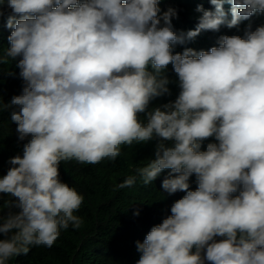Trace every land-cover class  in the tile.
I'll list each match as a JSON object with an SVG mask.
<instances>
[{
	"label": "clouds",
	"instance_id": "1",
	"mask_svg": "<svg viewBox=\"0 0 264 264\" xmlns=\"http://www.w3.org/2000/svg\"><path fill=\"white\" fill-rule=\"evenodd\" d=\"M177 1L0 0V66L23 81L0 113L26 141L0 176V264L83 224L61 162L115 161L150 141L154 158L116 187L169 170L161 187L185 195L136 242V264H264V0H209L196 27ZM253 15L244 36L225 35ZM171 73L178 94L152 105Z\"/></svg>",
	"mask_w": 264,
	"mask_h": 264
},
{
	"label": "trees",
	"instance_id": "2",
	"mask_svg": "<svg viewBox=\"0 0 264 264\" xmlns=\"http://www.w3.org/2000/svg\"><path fill=\"white\" fill-rule=\"evenodd\" d=\"M208 2L209 0H178L177 13H181L196 27L202 15L196 9L202 5L208 10ZM253 17L254 15L249 20H242L236 27L226 26L225 35L244 36L247 24ZM227 19H231L230 11H227ZM173 30L176 31L174 26ZM217 40L218 38L207 43L197 41L195 44L192 39V42L188 41L185 45H176L174 52L183 51L184 47L209 50L216 46ZM11 70L9 64L0 66V97L5 103L13 95L20 94L23 87L20 76L14 75L13 71V75H9ZM168 76L173 81L169 85L171 95L156 98L151 102L152 105L166 103L178 94L179 88L174 83L176 74ZM15 129L16 125L10 121L9 112L0 113V176L5 175L11 167L9 158L22 154V145L26 142L18 140ZM209 142H215L214 137L202 142V150L206 149ZM155 144L156 141H150L134 144L132 147L122 146L121 155L115 161L105 159L94 165L76 161L61 162V181L75 187L84 196L80 210L75 213L82 217L83 224L79 229L69 225L67 230H61L51 248L31 246L27 254L10 258L8 264H136L140 258L136 242H142L154 225L171 214V205L185 195L180 191L169 194L161 187L169 170H164L149 185H143L137 180L132 187H116L127 176L135 174V167L154 158ZM190 187L193 190L197 187L195 175L190 177ZM9 199L8 195L0 194V209L5 213L7 209L4 204ZM137 210L138 215L134 214ZM0 238H3L2 234Z\"/></svg>",
	"mask_w": 264,
	"mask_h": 264
},
{
	"label": "bare ground",
	"instance_id": "3",
	"mask_svg": "<svg viewBox=\"0 0 264 264\" xmlns=\"http://www.w3.org/2000/svg\"><path fill=\"white\" fill-rule=\"evenodd\" d=\"M131 152V151H130ZM126 153V152H125ZM124 155V154H123ZM129 156V155H128ZM121 158V157H120ZM125 158H126V155H125Z\"/></svg>",
	"mask_w": 264,
	"mask_h": 264
}]
</instances>
